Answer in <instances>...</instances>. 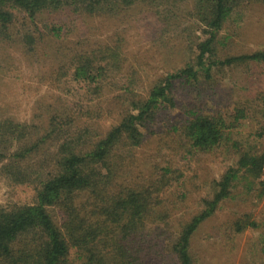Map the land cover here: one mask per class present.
<instances>
[{
    "label": "trees",
    "instance_id": "1",
    "mask_svg": "<svg viewBox=\"0 0 264 264\" xmlns=\"http://www.w3.org/2000/svg\"><path fill=\"white\" fill-rule=\"evenodd\" d=\"M259 1L0 0V43H16L30 61L42 48L52 58L51 42L60 37L61 27L46 24L54 25L57 17L62 21L61 15L125 19L141 6L167 25L153 31L164 64L146 91L132 88L142 83L136 55L126 57L121 44L78 53L65 52L67 46L58 43L52 58L59 61L52 66L54 83L64 78V91L71 83L84 94L72 106L59 101L57 107L49 104L47 112L38 106L40 123L0 119V176L9 186H26L31 192L23 203L0 206V264H194L191 239L200 224L229 200L234 184L243 181L250 189L264 167V149L243 151L241 140H233L232 129L247 107L227 118L198 108L218 72L242 63L264 64V50L227 52L233 47L226 28L232 16ZM177 23V29L168 28ZM40 42L47 46L40 47ZM175 57L180 58L179 68L168 63ZM185 89L198 104L179 109L177 96ZM66 90L69 98L73 93ZM86 96L92 101L106 96L105 109L99 102L81 114ZM257 102L264 112V96ZM105 120L110 121L108 128H103ZM147 134L178 145L190 156L233 152L232 166L214 180L210 197L187 221L172 220L174 210L158 203L180 175L169 167L159 170L157 164L148 175L134 172L132 152ZM258 137H264V126ZM260 187L261 198L264 182ZM187 194L178 203L186 206ZM227 229L240 234L257 225L239 216ZM260 244L264 256V238Z\"/></svg>",
    "mask_w": 264,
    "mask_h": 264
},
{
    "label": "rangeland",
    "instance_id": "2",
    "mask_svg": "<svg viewBox=\"0 0 264 264\" xmlns=\"http://www.w3.org/2000/svg\"><path fill=\"white\" fill-rule=\"evenodd\" d=\"M147 11L148 7L137 6L126 14L128 18L125 19H77L74 16L61 15L63 20L57 17L54 25L46 22L48 28L61 27L60 37L51 42L52 45L55 44L50 51L52 58L58 43L67 46L65 52L73 50L78 53L108 43L109 46L121 44L126 57L136 55L134 60L137 61L142 83H135L132 88L141 86L140 92L146 91L149 83L159 77L164 64L163 55L156 53V44L152 41L153 31L157 28L166 29L165 24H160L159 19L152 13L149 15ZM232 21L226 27L230 28L227 30L233 42V47L227 50L229 54H248L264 50V0L245 4L244 8H239V12L232 16ZM178 24L175 28H168L177 29ZM35 25L40 29L44 28V24L39 21ZM176 44L173 43L175 46ZM37 45L47 46L44 42ZM45 51L49 49H39L35 59L30 61L16 43H0V119H10L15 123H40L37 116L41 110L38 106L46 108V112L50 105L57 107L59 101H66L67 105L72 106L84 94L71 83L65 84L64 91L61 83L64 78H61L59 84L54 83L56 74L52 66H56L59 61L48 59L43 55ZM61 60L63 66L65 59ZM168 63L175 68L181 66L180 58L177 57L169 58ZM220 72L213 76L212 83L209 82L211 87L204 92L202 105L197 103L196 96L191 95L188 89L177 94L178 100L180 99L179 109L182 105L185 107L188 103L195 102L198 108L203 106L209 114L220 113L227 118L237 109L240 111L247 107L245 116L232 129L233 140H241L243 151L260 153L264 149V137H258V132L264 126V112L256 104H260L257 101L264 96V64L242 63L239 67ZM66 88L73 93L72 96L69 94V98L65 95ZM86 98V101H81V114L99 102L100 108L105 109L106 102L103 100L106 96L94 101L87 96ZM109 124L110 121L105 120L103 128H108ZM161 143L163 147H160ZM161 143L159 136L146 135L142 144L132 152L134 172L137 174L141 171L143 176L148 175L152 171L151 167L157 164L159 170L169 167L172 172L175 171L174 175H180L178 182L172 181L170 191L166 189L163 192L158 203L174 210L172 220L184 222L199 212L202 200L210 197L214 180L219 179L232 166L233 152L228 154L225 149L221 152L190 156L174 143ZM260 183L259 179L254 181L250 189L245 187L243 181L234 184L229 200L218 205L212 216L200 224L191 239L194 264H264V256L259 250L264 238V195L260 198L263 191ZM184 193H188L186 206L177 200ZM30 196L29 187L9 186L0 176V206L11 202L23 203ZM239 216L249 217V221L255 223L257 229H246L240 234L232 232V229L228 230V222Z\"/></svg>",
    "mask_w": 264,
    "mask_h": 264
},
{
    "label": "clouds",
    "instance_id": "3",
    "mask_svg": "<svg viewBox=\"0 0 264 264\" xmlns=\"http://www.w3.org/2000/svg\"><path fill=\"white\" fill-rule=\"evenodd\" d=\"M263 169H264V167L262 168L261 175H260V177H259V181H260V182H264V178H263ZM261 179H262L263 181H261Z\"/></svg>",
    "mask_w": 264,
    "mask_h": 264
},
{
    "label": "built area",
    "instance_id": "4",
    "mask_svg": "<svg viewBox=\"0 0 264 264\" xmlns=\"http://www.w3.org/2000/svg\"><path fill=\"white\" fill-rule=\"evenodd\" d=\"M263 177H264V169H263Z\"/></svg>",
    "mask_w": 264,
    "mask_h": 264
}]
</instances>
